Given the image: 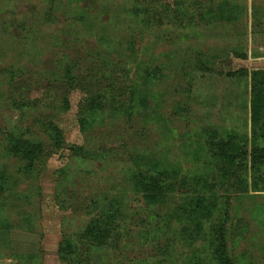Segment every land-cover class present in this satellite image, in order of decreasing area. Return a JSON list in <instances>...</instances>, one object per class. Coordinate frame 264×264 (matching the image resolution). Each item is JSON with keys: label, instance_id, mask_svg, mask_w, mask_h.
I'll return each instance as SVG.
<instances>
[{"label": "rangeland", "instance_id": "obj_1", "mask_svg": "<svg viewBox=\"0 0 264 264\" xmlns=\"http://www.w3.org/2000/svg\"><path fill=\"white\" fill-rule=\"evenodd\" d=\"M174 1L160 0L170 14L152 18L150 0H0V178L18 182L0 202V264H71L60 243L88 216L60 198L104 192L124 196L134 222L90 264H219L223 221L235 264H264V0H180L182 20ZM69 64L91 74L92 91L118 87L133 109L97 107L83 130L87 83L66 109L61 79L49 83ZM12 70L28 96L53 94L45 102L66 140L31 178L7 153L5 115L24 125L47 108L19 117L7 102ZM146 172L145 190L158 191L152 175L166 182L152 206L132 185Z\"/></svg>", "mask_w": 264, "mask_h": 264}, {"label": "trees", "instance_id": "obj_2", "mask_svg": "<svg viewBox=\"0 0 264 264\" xmlns=\"http://www.w3.org/2000/svg\"><path fill=\"white\" fill-rule=\"evenodd\" d=\"M150 1L154 4V8L152 10H147L150 13V15L147 13L149 17H158V12H163L165 17L170 14L168 7L158 8L161 7L160 0ZM181 3L182 1L175 0L172 8V10L177 13L176 16L180 20H182L181 17L186 12V9L184 10L183 8L182 11H180ZM49 7L51 10L54 9L51 5H49ZM159 18H161V16H159ZM91 25L92 22H90V26ZM74 67L76 68V65L69 64L66 66L63 70V75L52 72L53 80L49 81V83L51 81L58 82V80L61 79L60 88H57L55 92L59 93V105L63 109L70 106L69 92L73 86L76 87L83 82H85V84L87 83V87L90 85L89 80L87 81V77L91 76V74H87L86 78H84L82 75L77 74ZM7 72L10 73L11 79L9 84L12 87L7 97V102H9V105L14 111H19V117L22 118L25 115L27 117L28 109H36L38 107L47 108V110L41 108L42 111L45 110L41 115L40 112H38L41 109H37V117L32 119V122L25 120L28 121V123H24V125H22V123L18 124V122L16 124L13 123L12 117L7 114L5 115V118L9 120L7 124L10 125L6 130L8 139L5 140V142H7L6 144L9 146L7 153H10L11 156L18 160L19 174L26 178H31L38 175L46 168L49 158L57 152V150L64 147L66 140L63 129L60 127L59 123L53 119L52 113L48 111L49 108L54 109L53 105H47V102H45V98L53 94L49 93L46 89V92L43 93V97L28 96V93L19 90L16 86L14 87V83H16V71L14 72V70H12L6 71V73ZM97 87H99V85ZM117 91H119L118 87L112 84H110L109 89H101L99 87L96 88V91H92L91 88L88 87V91H86L87 97H85V102L83 103L84 110L82 108L80 109V122L83 130L88 131L90 129L93 120H91L89 116L95 113L97 107L115 106L117 111L121 113L124 112V105L133 109V105H126L123 92ZM125 98L127 99L128 96ZM135 99H137L136 94L132 93L129 95L128 102L132 100L135 101ZM70 150L73 156L82 158L83 156H88L92 158L89 155L90 153L85 155L86 149L82 145H71ZM62 171L66 172L67 168ZM146 175L147 172L144 173V175L141 174L138 176L137 179L132 181V185L140 192L145 203L152 206L159 198L158 196H161L162 193H164V195L166 194V182L165 179L159 178L157 174H151L152 178L155 179L158 191L152 192L145 190V186L148 184L144 181ZM15 179L17 178L13 176L0 178V202L4 191L7 188L13 189L16 183H18L17 181L15 183ZM162 185L164 187H162ZM60 199L59 202L63 208L73 207L75 209V215H77V213H84L88 216L87 221L81 228L72 231L73 233L66 231L60 243L59 254L61 259L71 264H90L95 254L98 253L101 248L115 245L118 236L120 234L122 235L127 228L130 230V222H134V211H130L131 208L125 202L124 196L116 197L104 192L103 194H94V196H90L88 203H86L83 198L76 202L73 201V197H63ZM1 225L2 229H4V223ZM226 226V221L222 223L218 222L214 226L215 244L213 255L218 260L219 264H235V259L229 254L228 250ZM0 235V239L4 238L5 240L7 238L6 235L3 236L1 233Z\"/></svg>", "mask_w": 264, "mask_h": 264}]
</instances>
